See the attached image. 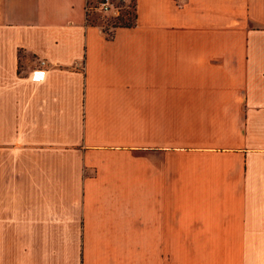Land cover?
Wrapping results in <instances>:
<instances>
[{
	"label": "crops",
	"instance_id": "obj_1",
	"mask_svg": "<svg viewBox=\"0 0 264 264\" xmlns=\"http://www.w3.org/2000/svg\"><path fill=\"white\" fill-rule=\"evenodd\" d=\"M0 0V264H264V0Z\"/></svg>",
	"mask_w": 264,
	"mask_h": 264
},
{
	"label": "rangeland",
	"instance_id": "obj_2",
	"mask_svg": "<svg viewBox=\"0 0 264 264\" xmlns=\"http://www.w3.org/2000/svg\"><path fill=\"white\" fill-rule=\"evenodd\" d=\"M99 0H87L89 5H96ZM133 0H112L111 9L108 12H100L98 10H88V22L94 23L99 26L104 32H110L111 28L132 22Z\"/></svg>",
	"mask_w": 264,
	"mask_h": 264
},
{
	"label": "built area",
	"instance_id": "obj_3",
	"mask_svg": "<svg viewBox=\"0 0 264 264\" xmlns=\"http://www.w3.org/2000/svg\"><path fill=\"white\" fill-rule=\"evenodd\" d=\"M111 6H112V0H99L96 5H89L86 0L85 12L87 13L88 10L94 9L105 13L111 9Z\"/></svg>",
	"mask_w": 264,
	"mask_h": 264
},
{
	"label": "trees",
	"instance_id": "obj_4",
	"mask_svg": "<svg viewBox=\"0 0 264 264\" xmlns=\"http://www.w3.org/2000/svg\"><path fill=\"white\" fill-rule=\"evenodd\" d=\"M85 15H86V20L88 21V19H87V13ZM132 19H133L132 22H128V23H124V24H120V25H116V26H131L133 24V22H134V14L132 16ZM116 26H114V27H116Z\"/></svg>",
	"mask_w": 264,
	"mask_h": 264
}]
</instances>
